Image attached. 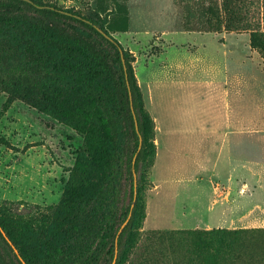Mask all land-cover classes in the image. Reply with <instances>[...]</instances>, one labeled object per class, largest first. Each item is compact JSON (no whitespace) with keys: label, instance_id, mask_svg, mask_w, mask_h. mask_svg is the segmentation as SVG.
Listing matches in <instances>:
<instances>
[{"label":"rangeland","instance_id":"rangeland-1","mask_svg":"<svg viewBox=\"0 0 264 264\" xmlns=\"http://www.w3.org/2000/svg\"><path fill=\"white\" fill-rule=\"evenodd\" d=\"M42 1L96 19L118 40L154 122L155 153L140 166L142 211L118 264H194L178 231L255 228L244 226L249 218L264 228V210L247 209L252 200L237 178L225 177L249 173L254 162L264 169V55L250 45L249 31H225L222 0ZM257 1L246 13L252 23L260 17ZM209 23L221 30L208 31ZM239 50L244 59L230 63L234 78L224 87L150 81L189 72L190 60L220 65L227 51ZM198 71L206 73L203 65ZM6 101L0 89V202L44 210L61 199L82 135L23 100ZM243 157L246 168L239 167ZM252 249L248 264H264V242Z\"/></svg>","mask_w":264,"mask_h":264},{"label":"trees","instance_id":"trees-1","mask_svg":"<svg viewBox=\"0 0 264 264\" xmlns=\"http://www.w3.org/2000/svg\"><path fill=\"white\" fill-rule=\"evenodd\" d=\"M257 4L252 23V0H222L224 29L249 31L264 55V0ZM0 89L6 105L23 100L82 135L57 204L0 202V264H118L142 211L140 166L155 153L130 53L96 19L59 2L0 0ZM177 233L194 264H248L264 242L263 227Z\"/></svg>","mask_w":264,"mask_h":264},{"label":"crops","instance_id":"crops-1","mask_svg":"<svg viewBox=\"0 0 264 264\" xmlns=\"http://www.w3.org/2000/svg\"><path fill=\"white\" fill-rule=\"evenodd\" d=\"M170 43L172 42L170 41ZM245 52L243 53L240 50L238 52L227 51L225 53V58L221 61L220 65L216 64V61L212 58L210 59L206 58L205 63L203 60L202 61L201 60H190V66L187 68L189 72H185L182 74L168 73V74H164L163 76L158 75L156 76V78H153V79L151 78L150 81L151 82L157 81L158 83H165V84L172 83L176 85H183V84L186 85L187 84L188 87H192V86L196 87L199 84L206 85V86H214V85L220 84V85H223L224 87L228 82L232 81L234 78V75L230 73V63L232 61L244 59L242 57L245 55ZM195 62H198L200 64L198 68L197 66L196 67L193 66ZM201 65H203V70H205L206 72L205 74L198 73L199 72L198 70H200ZM207 70H209L210 73H207ZM238 77L240 76L238 75ZM252 79L254 80V77H252ZM239 81L240 79H238V82ZM182 88L183 89L187 88V86H182ZM158 89H161V88H158ZM239 161L241 162L239 167L246 168L245 167L246 160L244 159V157L241 158ZM255 164L256 163L254 162L253 164L254 167L252 166L248 169L249 173H236V175H234V173H226L225 177L227 176L226 179L229 181L232 180L234 183H235V179L237 178L236 180V183L238 184L237 186L243 187V195L245 197H249L252 200L251 205L249 207L247 206V209L264 210V169ZM258 191H261L262 193V197H260L262 204L256 201V197H257L256 193ZM245 220L247 222H250L244 225L245 227L246 226L257 227V226L262 225V224H259L258 219L257 221H254L253 219H250V218L248 220L247 219Z\"/></svg>","mask_w":264,"mask_h":264}]
</instances>
